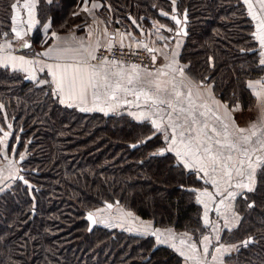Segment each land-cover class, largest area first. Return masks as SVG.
<instances>
[{
	"label": "trees",
	"instance_id": "obj_1",
	"mask_svg": "<svg viewBox=\"0 0 264 264\" xmlns=\"http://www.w3.org/2000/svg\"><path fill=\"white\" fill-rule=\"evenodd\" d=\"M82 1L36 0L38 24L30 42L39 47L38 33L47 21L55 31L80 21ZM99 1L103 5L97 14L109 26L131 30L143 41V30L154 28L156 20L168 24L166 36L172 40V17L186 10L179 60L187 76L197 83L211 82L225 101L239 100L243 106L255 102L249 81L264 76V65L257 58L260 47L242 0ZM17 2L0 0V36L14 34L11 4ZM5 117L13 131L9 142H16L18 150L27 143L29 155L20 162L22 179L0 194V264H182L153 235L96 224L89 229L86 214L91 208L116 199L154 226L194 235L207 231L196 200L202 180L173 154H159L163 141L148 122L62 106L49 84L39 85L0 66L3 124ZM27 179L34 183L31 191L22 184ZM236 209L240 222L223 238L240 245L227 260L264 264V171L258 170L254 191L238 197Z\"/></svg>",
	"mask_w": 264,
	"mask_h": 264
},
{
	"label": "crops",
	"instance_id": "obj_2",
	"mask_svg": "<svg viewBox=\"0 0 264 264\" xmlns=\"http://www.w3.org/2000/svg\"><path fill=\"white\" fill-rule=\"evenodd\" d=\"M29 3L35 4L32 10V22L29 23L28 12L22 7L25 0H19L18 5L19 14L18 19L13 27H16L17 31L21 32V36L17 38L15 34L11 37L0 40V66L8 67L13 71L23 73L28 78L31 75L36 77L35 80L39 85L49 84L51 91L57 101L66 107H73L80 111L82 108L90 109L89 113L99 114H127L132 119L145 120L151 115L156 118V122L160 124V129L165 136L171 137L172 127L176 124H183L184 120L188 117V113H181L180 108L194 111L199 123L197 128L207 123L209 129V135H212L215 139H220L223 143L225 141L224 126L227 125L228 139L237 141L240 133L236 132V128H244L243 135L251 136L252 132L256 135L252 136L251 145H241L242 147H256L259 148L258 140H264V77L258 79L259 81H252L254 84L255 104L249 110H243L239 103L228 106L225 102L220 101L217 96L213 94L209 84L197 83L189 78L184 70V66L179 60L181 51V42L183 41V35H174L173 41L169 42V45H163L154 40V37L147 35L143 41V38H139L138 34L133 33L131 30H124L117 26H109L106 21L97 14L99 5L96 0H83L79 10L82 12V19L79 21H73L71 26L65 31H55L51 29L50 22H46L39 30L38 36L40 45L36 48L35 42H30L29 37L32 32H27L28 26H32V29L37 26L36 18V0H28ZM244 2V0H243ZM246 9L249 11V5L244 2ZM251 4V3H250ZM252 11L251 16L255 25V33H257V24L260 20H264V14L261 9L260 3L251 4ZM255 13L256 18L253 17ZM25 28H21L23 26ZM26 25V26H25ZM47 26V27H46ZM181 38V40H179ZM256 38V36H255ZM258 46L260 47V53L264 52V46H262L259 40L256 38ZM149 41V43H148ZM178 41H180L178 43ZM11 44L9 47L8 44ZM113 42H125L132 43L134 45L149 44L148 47L153 49V53L159 62V69L156 71H150L145 68L139 67L137 70L140 72V82L134 80L132 85L127 83L128 76H135L132 64L117 63L113 64L108 61L107 64H102V60L96 61L90 59V54L94 55L98 46L109 45ZM24 44H28L29 47H23ZM48 52L47 56L39 55L40 53ZM12 57H23L24 61H31V64L24 63L19 59L12 60ZM264 59L260 55V60ZM7 61V63H3ZM260 62V61H259ZM80 64L84 67L96 66V70L101 73L107 72L109 74V81L112 85L111 88L105 89L103 87L97 89L98 99L93 100L92 91L89 90L85 101L80 100H68L65 103H61V96L56 92V85L46 65L55 64ZM15 65V67H13ZM44 68V71H40ZM28 69L29 71H24ZM181 69L183 72L181 73ZM123 72L124 75L116 76L113 73ZM148 73H151L149 76ZM39 81H47V83H39ZM120 85V88H116V84ZM124 88L133 89L135 92H144L148 94V99L145 95L141 94L137 99V96L133 94V91H124ZM179 91L181 96L176 97L175 93ZM189 92L191 97L189 99ZM115 99H112V96ZM153 100H163L164 104L153 105ZM191 101V102H190ZM169 103L172 105L169 106ZM175 109V111L173 110ZM245 111L246 113H243ZM240 113L241 117H238L237 113ZM133 113L135 115H133ZM168 113H171L169 117ZM203 113V115H200ZM249 114H252L249 115ZM179 117V118H178ZM253 125L255 127H253ZM187 127V125L185 126ZM215 127L221 134L219 137H215V134L210 132V128ZM183 129L178 128L177 133ZM6 143V142H5ZM170 140L165 139V146L163 149L165 152H169L176 156L175 151H169ZM213 145L214 150L217 148ZM225 156L231 154L233 161L229 162L230 165L238 161L241 156L236 150H229L227 147L223 149ZM257 155H264V150L258 151L253 154V159ZM180 164L184 167V162L178 158ZM189 171H195L201 176L207 183L211 184L207 192L212 193L213 199L209 200L208 197L201 196L205 190H200L196 196H200L205 203L208 204V213L213 214L212 219L208 218L209 224L206 225L209 232L205 233L198 242L191 240L190 235L183 232L176 233L177 230L173 228H161L157 231L154 228V222L150 219H143L138 215H134L130 210H123V221L119 222L120 226L133 228L136 226L137 233H147L153 235L155 239L159 237L160 240L166 241L165 244L170 248L175 245V250L180 249L188 258L189 264H229L225 261V257L232 254L237 248V243H224L217 240L216 237L220 236L223 230H231L237 227L240 219V215L236 209V203L239 196L248 192L246 189H238L232 187L230 190L237 193L234 199L227 198V183L226 178L223 177L222 169H218L217 172H212L211 168L207 169L208 174L205 175L199 171L198 168H186ZM259 170V169H258ZM257 170V172H258ZM5 171V165L0 166V174ZM7 172V171H5ZM257 172L254 176L256 182ZM212 179H216L220 186V195H217L216 185L211 183ZM248 183L247 180V164H245V176H237L235 170H233L231 184L234 186L237 183ZM224 203H220L221 200ZM198 201V200H197ZM204 206V204L200 203ZM219 208V211L216 209ZM135 223H134V222ZM133 225V226H132ZM227 225V227H225ZM218 228V231H213V228ZM208 236L211 243L207 244L208 253L205 254L202 243L203 237ZM185 243H181V241ZM192 245H195L193 249ZM216 248H222L221 252H217ZM216 257L213 259V257Z\"/></svg>",
	"mask_w": 264,
	"mask_h": 264
},
{
	"label": "snow or ice",
	"instance_id": "obj_3",
	"mask_svg": "<svg viewBox=\"0 0 264 264\" xmlns=\"http://www.w3.org/2000/svg\"><path fill=\"white\" fill-rule=\"evenodd\" d=\"M246 4H249V11L251 13L252 6L249 2V0H244ZM261 9L264 10V0H259ZM24 9L28 12L29 17V23L31 25L32 22V10L35 7L34 2L29 3L28 0H25V3L22 5ZM19 8L20 6L18 3H12L11 9L13 11V15L11 17V20L13 24L16 23L18 19L19 14ZM253 17L256 18L255 13H252ZM162 15H167V13H162ZM173 20L176 21L177 24L180 23L179 20L176 19L175 16L172 17ZM47 27V26H46ZM257 33H254L253 35L256 36V38L259 40L260 44L264 46V20H260L257 24ZM11 31L15 34L17 38L21 36V32L17 31L16 27H13ZM4 36H7L8 33H3ZM8 46L10 47L11 44L9 42ZM23 47H29L28 44H24ZM146 47V46H145ZM149 51H152L151 49H148ZM49 53L44 52L40 53L39 55L47 56ZM260 55L264 57V52H261ZM13 61L16 59H19L20 61L24 63L31 64V61H24L23 57H12ZM90 59L95 60L96 57L94 55L90 54ZM155 59V57H153ZM3 63H7V61H3ZM108 60L105 57L102 61V64H107ZM113 64H117L119 62L112 61ZM261 65H264V59H261L259 62ZM15 67V65H13ZM48 68L50 74L53 77V80L56 85V92L61 96V103H65L68 100H80L81 102L85 101L86 96L89 92V90L92 91L93 100H97L99 97L97 95V89L98 88H111L112 85L109 81V74L107 72L101 73L100 71L96 70V66L91 67H84L80 64H55V65H46ZM131 68L133 69L135 76H128L127 83L129 85H132L134 80L137 82H140V72L137 70L139 68L138 65H131ZM24 71H29L28 69H23ZM40 71H44V68H41ZM181 73L183 72V69L180 70ZM112 75L116 76H123L124 73L121 71L119 73H113ZM150 76L151 73H148ZM30 79L35 80L36 77L34 75H31L29 77ZM39 83H47V81H39ZM116 88H120V85L117 83ZM124 91H133V94L137 96V99L141 94L145 95L148 99H151V97H148L147 93L144 92H135L133 89L130 88H124ZM176 97L179 98L181 96V93L177 91L175 93ZM191 97V92H189V99ZM112 99H115V96L113 95L111 97ZM191 102V101H190ZM164 104L166 103L163 100H153V105L155 104ZM169 106L172 105L169 103ZM82 111H89L90 109L82 108ZM175 111V109H173ZM179 111L181 113L187 112L189 119H185L183 124H176L174 127H172V134L171 137L165 136L166 140H170L169 144V151H175V154L177 157H179L184 162V167L186 168H198L199 171L203 172L205 175L208 174L207 169L211 168L212 172H217L218 169H222L223 171V177L226 178L227 183V198L234 199L237 195L236 192L231 191L230 189L232 187L238 188V189H246L248 192L254 191V176L257 172V170L264 171V155H257L255 156V159H253V154L264 150V140H258L257 143L259 144V148L256 147H242L241 145H251L252 136H255L256 133L252 132L251 136H245L243 133L245 132L244 128H236V132L240 133L237 141H232L228 139V132H227V125L224 126V136L225 141L222 143L220 139H215L212 135H209L208 131H205V129H209V125L207 123L203 124L201 127L197 128L196 125L199 123L197 120V116L194 111H189L184 108H180ZM133 115H135L133 113ZM169 117H171V113H168ZM200 115H203L201 113ZM179 118V117H178ZM153 125L157 130L160 129V124L157 123L155 120L152 121ZM187 125V127H185ZM10 127V126H9ZM253 127H255L253 125ZM183 129L177 133V129ZM210 132L215 134V137L220 136V132L217 131L215 127L210 128ZM9 134L7 132L4 133V136L7 137ZM151 139V137H149ZM218 146L215 150L213 148V145ZM227 147L229 150H236L240 153L241 158L232 163L230 165L229 162L233 161V157L231 154L225 156L223 149ZM164 149L160 150L159 154L164 153ZM24 157L22 156L21 159ZM245 164H247V180L248 183H237L234 186L231 184L232 180V174L233 170H235V173L237 176L243 177L245 176ZM22 179V177H21ZM27 184V181H25ZM211 183L216 185L217 187V195H220V186L216 179H212ZM201 196L208 197L209 200L213 199L212 193L207 192L206 190L201 193ZM197 200L199 203L204 204V224L208 225V211L209 207L208 204L205 203L204 200L200 198V196L197 197ZM220 203H224V200L222 199ZM249 207H252L253 205H248ZM110 207V205H109ZM219 211V208L216 209ZM89 220H92V215L89 214L88 217ZM96 221H93L95 223ZM227 227V225H225ZM218 228H213V231H218ZM153 235H156V233H152ZM216 239H219V236L216 237ZM250 241H244V244H248ZM157 243H166L164 240H160L159 237H157ZM181 243H185L183 240ZM202 243L205 245L204 252L205 254L208 253L207 244L211 243L210 238L208 236L203 237ZM173 248H175V245H172ZM193 249H195V245H192ZM222 248H216L217 252H221ZM179 251V249H177ZM182 256L184 255L183 252L180 253ZM216 257L214 256L213 259Z\"/></svg>",
	"mask_w": 264,
	"mask_h": 264
},
{
	"label": "rangeland",
	"instance_id": "obj_4",
	"mask_svg": "<svg viewBox=\"0 0 264 264\" xmlns=\"http://www.w3.org/2000/svg\"><path fill=\"white\" fill-rule=\"evenodd\" d=\"M97 1V5H99V8L101 7V5H103L101 3V1L99 0H96ZM243 1V0H242ZM249 2L251 4L253 3H259V0H249ZM249 5V4H248ZM108 6V5H107ZM247 11V10H246ZM247 14H249L251 16V13L250 12H247ZM263 14H264V11H263ZM110 23H111V18L108 16V19H107ZM251 20H252V23H253V27H254V30H255V25H254V21L252 19V16H251ZM26 26V25H25ZM155 26L154 28L150 29V30H143V34L147 36V34H149L150 36L154 37V40H159L157 42L165 45H169V42L173 41V38L172 40H168V36H166V32H170V28L168 27V24L164 23L163 21H158L156 20L154 25ZM29 28L27 29V32L29 30V32H32V34L35 32V28L34 30L32 29V26H28ZM21 28H25L24 25L21 26ZM21 32H23V30H21ZM4 38H7L5 37L3 34L0 36V40L4 39ZM256 39V38H255ZM181 40V38L179 39ZM180 41H178L179 43ZM149 43V41H148ZM185 43V37L183 38V41L181 42L180 46H181V50H182V47H183V44ZM145 46H149V44H145ZM171 46V45H169ZM257 58L258 60L260 61V48H259V51H257ZM264 77V76H263ZM258 79H262L261 77H255V78H252L249 82H252V81H259ZM248 82V83H249ZM206 84H209L210 88L212 89L213 91V88H212V83L211 82H206ZM250 84V83H249ZM249 88L252 90V92L254 91L255 87H254V84H251L249 86ZM213 94L215 96H217L215 94V92L213 91ZM218 97V96H217ZM220 101H223L225 102L228 106H233L237 103L240 104L241 108L243 110H249V108L251 109L252 106L255 104V102L252 104V105H248V106H243L242 102H240L239 100H235L233 103L232 102H228V101H225L224 99H222L221 97H218ZM243 113H246L245 111H243ZM238 117H241L240 116V113L238 112L237 113ZM104 115H114V114H104ZM116 115H120V114H116ZM123 115V114H122ZM127 115V114H125ZM252 116V114H249ZM128 116V115H127ZM130 117V116H129ZM131 118V117H130ZM135 122H138V123H141V122H148L149 123V126H150V129H152V134H156L157 136H159L161 138V140L163 141V146L160 147L158 149V151L160 152L161 149H163V147L165 146V135L163 133L162 130H157L155 128V126L153 125L152 121L156 120V118H154L152 115L150 117H148V119H145V120H136V119H133ZM10 126V127H9ZM7 132L9 135L7 137L4 136V133ZM12 125H11V122H9L6 117H5V120H4V124L3 122H0V166H2V164L5 165V172L4 173L2 172L0 174V194H2L6 188L8 186H14L15 184H17V179L15 178H20V176H22V172H21V169H20V163L17 162V159L19 157H28L29 155V152L27 150V143L26 144H23L22 147L20 148V150H18V148H16V142L15 144H12L10 143V137L12 136ZM151 136H154V135H149L148 137H151ZM6 142V143H5ZM25 145V146H24ZM157 151V153H159ZM165 153V151H164ZM175 156V155H174ZM23 158V159H24ZM175 158L178 160L179 157L175 156ZM179 162V161H178ZM180 163V162H179ZM195 173V175L197 177H199L203 184V186L201 187H198L197 188V192H196V196L198 194V192L200 190H206V189H209L211 184L207 183L203 178H201V176L199 174H197L195 171H192ZM15 179V181H14ZM25 181H27V184L25 183ZM24 182H22V184H26L28 185L30 191H31V188L34 186V183L31 182L29 179L25 180ZM255 186H256V182L254 183L253 187L255 189ZM22 200V198H20ZM35 200V199H34ZM200 204V203H199ZM201 205V204H200ZM202 207V216L204 218V212H205V209H204V206L201 205ZM123 210H129L127 209L123 204L121 203H116L114 204V206L112 208H108L106 205H104L103 203L100 204V205H97V206H94L91 208L90 212L94 214L95 216V219H96V225L98 226H103V227H106L108 229H118V230H122L126 233H130V234H134V235H138V236H142V237H146V236H149L151 234H145V233H137V231H134V229L136 230V226H133V228H131V226L129 227H123V226H120L122 224H120L119 222L123 221L124 217H123ZM238 211V210H237ZM129 212H132L134 215H137L135 214L133 211H129ZM239 213V212H238ZM213 214H210L208 213V218L212 219ZM240 215V214H239ZM140 217V216H139ZM241 217V215H240ZM145 219V218H143ZM151 220V219H150ZM153 221V220H152ZM134 222V221H133ZM239 222H240V219H239ZM135 223V222H134ZM239 224V223H238ZM238 226V225H237ZM154 228L159 231V229L161 228H170V227H157V226H154ZM173 228V227H171ZM236 228V227H235ZM174 229V228H173ZM232 230V229H231ZM226 231H230V230H223L219 236V241L221 242H224V243H233V242H226L227 240H225L223 238V236L225 235V233H227ZM179 232H183L184 234H188L190 235V239L191 240H194L195 242H198L201 237L209 232V230L207 229L206 232L203 231V233L199 234V235H194L193 233H190L188 231H179L177 230L176 233L179 234ZM154 241L156 244L158 245H164V246H167L165 244H160V243H157V239L154 238ZM244 241H247L246 238L241 242V244H244ZM168 247V246H167ZM237 247H238V244H237ZM170 248V247H169ZM172 249L176 254H178L181 259H182V264H189L188 263V258L186 257V255L184 254L183 256L180 254L182 251H177L173 248H170ZM237 249V248H236ZM180 250V249H179ZM234 253V252H233ZM227 257L228 255L225 257V261L229 264H234L232 263L231 261H228L227 260ZM195 264H199V263H195Z\"/></svg>",
	"mask_w": 264,
	"mask_h": 264
},
{
	"label": "built area",
	"instance_id": "obj_5",
	"mask_svg": "<svg viewBox=\"0 0 264 264\" xmlns=\"http://www.w3.org/2000/svg\"><path fill=\"white\" fill-rule=\"evenodd\" d=\"M148 48L150 47H145V45L113 42L109 45L98 46L94 56L96 57V61H103L106 57L111 62L117 61L123 64H135L147 70L156 71L159 69V62L154 53L149 51Z\"/></svg>",
	"mask_w": 264,
	"mask_h": 264
},
{
	"label": "water",
	"instance_id": "obj_6",
	"mask_svg": "<svg viewBox=\"0 0 264 264\" xmlns=\"http://www.w3.org/2000/svg\"><path fill=\"white\" fill-rule=\"evenodd\" d=\"M174 16L176 17L177 20L180 21V23L177 24L176 21L172 19L173 22H174L175 25H176V29L174 30V35H183V36H185V34H186V27H185V26H186V22H187V14H186V10H185L180 16L177 15V14H175ZM148 49H151V50H152L151 52H153V49H152V48H148ZM21 161H22V159H21V157H19V158L17 159V162L20 163ZM21 177H22V176H20V178H21ZM116 203H119V201H118L117 199L114 200V202H104L103 204L106 205L108 208H112V207L114 206V204H116ZM109 205H110V207H109ZM89 214L92 215V220H89V219H88ZM86 217H87V219H88V223H89L88 228H89V229H92V228L95 226V224H96V222L93 223V221H96L95 216H94L93 213L88 212V213L86 214ZM251 239H252V238L250 237V238H249V241H251Z\"/></svg>",
	"mask_w": 264,
	"mask_h": 264
},
{
	"label": "flooded vegetation",
	"instance_id": "obj_7",
	"mask_svg": "<svg viewBox=\"0 0 264 264\" xmlns=\"http://www.w3.org/2000/svg\"><path fill=\"white\" fill-rule=\"evenodd\" d=\"M246 10H247V9H246ZM247 12H248V11H247ZM177 15H178V14H177ZM179 16H180V15H179ZM249 16H250V15H249ZM250 17H251V16H250ZM254 33H255V30H254ZM15 179H17V180H18V179H19V177H18V178H15ZM15 179H14V181H15ZM10 188H11V186H8V187L6 188V190H7V189H10ZM242 195H243V194H242ZM251 240H252V239H251ZM247 241H249V239H248ZM239 243H240V242H239ZM239 243H237V244H238V246L240 245ZM235 250H236V249H235ZM234 252H235V251H234ZM229 255H230V254H229ZM229 255H228V256H229Z\"/></svg>",
	"mask_w": 264,
	"mask_h": 264
}]
</instances>
